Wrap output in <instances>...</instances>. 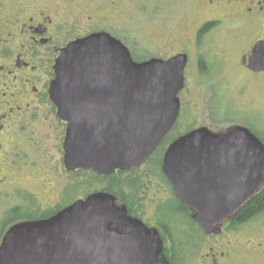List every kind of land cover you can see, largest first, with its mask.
<instances>
[{"label":"water","instance_id":"95a60500","mask_svg":"<svg viewBox=\"0 0 264 264\" xmlns=\"http://www.w3.org/2000/svg\"><path fill=\"white\" fill-rule=\"evenodd\" d=\"M187 55L136 61L102 32L69 44L53 82L58 115L70 122L65 163L101 174L149 159L180 113ZM243 64L264 72V39ZM175 196L207 234L264 185V142L248 126H201L167 148L162 166ZM161 248L154 227L128 214L117 197L89 194L51 217L15 224L0 244V264H152Z\"/></svg>","mask_w":264,"mask_h":264},{"label":"flooded vegetation","instance_id":"af4514ba","mask_svg":"<svg viewBox=\"0 0 264 264\" xmlns=\"http://www.w3.org/2000/svg\"><path fill=\"white\" fill-rule=\"evenodd\" d=\"M137 4L144 5L152 20L160 19L166 22L167 19H175L184 26L194 25L191 45L192 51L197 55L195 59H192L188 48L170 57L156 55L148 58L169 59L178 54L187 55L184 88L179 93L181 106L177 121L153 155L138 168L129 171L116 170L111 174H101L87 168L70 170L65 163L66 137L70 122L58 115L56 97H53L52 91L57 63L62 51L69 44L102 32L119 39L128 47L134 58V52L124 37L110 31L111 27H107L109 25L101 26V16L113 18V15L120 13L121 18L122 14ZM106 8V13H102ZM113 25L115 27L117 24ZM221 26H225L229 32L233 30L230 29L232 26H264V0H0V210L5 217L2 224L6 223L0 244L5 233L15 224L51 217L93 192H108L104 182L111 175H116V180H123L131 173H137L139 180L145 182V191L147 181L152 180H162L167 190L171 191L172 197L158 203L156 223L152 224L143 218L144 200L134 205L136 216L130 214L125 202L114 194L117 203L125 206L129 215L141 219L148 227L159 231L161 248L152 264H172L171 255L167 251V247L172 243L164 239L163 227L160 224L164 218L160 210L171 198H178L163 172V158L171 143L181 135L199 128L190 127L191 129L184 130L183 114L186 107L182 94L187 88L190 69L196 68L200 75L210 74L212 63L199 52V47ZM262 39L263 36L254 39L242 54L240 64L243 68L248 69L247 65L243 64L244 57H249L256 42ZM224 131L226 129L222 130ZM158 152L161 153L160 172L163 176L151 175L149 170L152 167L150 160ZM39 168L47 169L44 180H64L65 187L60 190L57 186L47 185L43 181V188L38 185L27 186L25 180H42ZM87 173H90V176L86 175ZM75 176L80 180L86 176L85 180L99 178L101 188L86 193L82 198L69 197V191L75 188L72 184ZM263 187L264 185L261 188ZM63 197L66 198L62 199ZM42 204L46 207L42 208ZM188 211L192 218L193 211L190 208ZM14 212L16 216L13 215ZM11 214L14 217L9 221ZM43 215L45 217L35 219ZM232 216L221 224L218 234H207L199 226L206 237H209L221 235L224 230H235L248 223L234 226ZM251 243L244 246L228 243L227 246H219L220 251L211 247L203 257L208 264H230L243 255L263 259L264 242H253L252 245ZM199 244L193 246L188 256L178 264H185L190 257L197 254ZM220 247H223V250ZM203 264L207 263L203 261Z\"/></svg>","mask_w":264,"mask_h":264},{"label":"rangeland","instance_id":"374dc122","mask_svg":"<svg viewBox=\"0 0 264 264\" xmlns=\"http://www.w3.org/2000/svg\"><path fill=\"white\" fill-rule=\"evenodd\" d=\"M106 11L107 8L102 13ZM148 13L143 4H137L122 14L121 18L120 13L113 15V18L101 16V26L109 25L107 27H111L110 31L124 37L137 59L146 60L156 55L170 57L186 48L190 49L192 59L196 58L191 45L193 24L184 26L175 19H167L166 22L152 20ZM113 24L117 25L114 27ZM230 29L233 30L229 32L225 26L219 27L199 47V52L212 63V70L210 74L200 75L196 68L190 69L187 88L182 94L186 107L183 114L186 131L190 127L208 126L215 132H222L235 124H248L258 133L264 131V72H252L240 64L242 54L253 40L264 37V26H232ZM45 171L47 169L39 168L42 180H25V184L29 187H41L43 181L47 185L57 186L60 190L65 187L64 180H44ZM86 175L90 176V173ZM86 177L81 180L74 177L72 184L75 188L69 191V197L82 198L86 193L101 188L98 182L88 186L90 180H85ZM170 197L171 191L167 190L162 180L148 182L143 199V218L155 224L158 203ZM45 207L42 204V208ZM13 217L11 214L8 220ZM4 218L0 210V225ZM2 229L0 226V236ZM259 241L264 242V214L235 230H224L221 235L204 238L198 246L197 254L190 257L185 264H203V261L208 264L203 256L211 247L220 251L218 247L227 246L228 243L244 246ZM220 248L223 250V247ZM230 264H264V258L243 255Z\"/></svg>","mask_w":264,"mask_h":264},{"label":"trees","instance_id":"16d2710c","mask_svg":"<svg viewBox=\"0 0 264 264\" xmlns=\"http://www.w3.org/2000/svg\"><path fill=\"white\" fill-rule=\"evenodd\" d=\"M133 56L136 60H144V58L137 59L135 53H133ZM245 125L248 126L255 134H257L264 142V131L258 133L253 126L248 124ZM150 162H152V164L150 163L152 167L149 169L151 175L163 176V174L160 172L162 164L161 153L158 152V154H156V156H154ZM166 181L168 182V180ZM96 182L100 183L101 185V180L99 178H93V180H90L87 185L91 187ZM104 184L105 190L120 196L127 205L129 213L136 216L137 213L134 205L139 203V201H142L144 199L143 195H145V182L144 180H139V174L131 173V175H129L127 178H123V180H116V175H111L107 177V180H105ZM91 192L92 191L88 192L87 194ZM160 212L163 214L162 216L164 218L162 223H160L163 227L164 239L165 241L172 243V247H167V251L171 255V263L178 264L188 256L189 251L194 248L193 246H197L196 244H199L204 240L206 235L199 224L191 218L188 208L182 205L181 202L175 197L171 198L168 201V204L162 207ZM263 214L264 187L261 188L247 203L239 208L235 214H233V225L236 226L243 222H249ZM13 215L16 216V213L14 212ZM42 217L45 216L43 215L41 217H36L35 219ZM5 225L6 223L1 224L3 231L1 233L0 239L4 234L3 232Z\"/></svg>","mask_w":264,"mask_h":264}]
</instances>
